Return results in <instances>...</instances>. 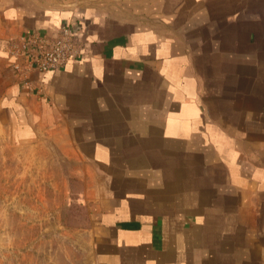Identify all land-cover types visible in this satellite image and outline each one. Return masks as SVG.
<instances>
[{
	"label": "crops",
	"instance_id": "obj_1",
	"mask_svg": "<svg viewBox=\"0 0 264 264\" xmlns=\"http://www.w3.org/2000/svg\"><path fill=\"white\" fill-rule=\"evenodd\" d=\"M0 127L71 145L94 264H264V0H0Z\"/></svg>",
	"mask_w": 264,
	"mask_h": 264
},
{
	"label": "rangeland",
	"instance_id": "obj_2",
	"mask_svg": "<svg viewBox=\"0 0 264 264\" xmlns=\"http://www.w3.org/2000/svg\"><path fill=\"white\" fill-rule=\"evenodd\" d=\"M80 165L56 134L20 143L0 127V264H94Z\"/></svg>",
	"mask_w": 264,
	"mask_h": 264
},
{
	"label": "built area",
	"instance_id": "obj_3",
	"mask_svg": "<svg viewBox=\"0 0 264 264\" xmlns=\"http://www.w3.org/2000/svg\"><path fill=\"white\" fill-rule=\"evenodd\" d=\"M18 70L46 72L64 67L70 60L81 56V48L70 27H63L55 34L30 33L19 37L15 43Z\"/></svg>",
	"mask_w": 264,
	"mask_h": 264
}]
</instances>
